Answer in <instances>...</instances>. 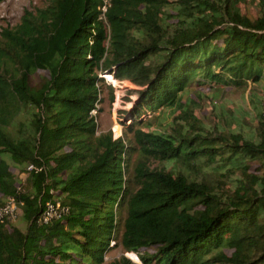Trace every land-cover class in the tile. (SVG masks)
<instances>
[{
	"label": "trees",
	"instance_id": "trees-1",
	"mask_svg": "<svg viewBox=\"0 0 264 264\" xmlns=\"http://www.w3.org/2000/svg\"><path fill=\"white\" fill-rule=\"evenodd\" d=\"M244 1L112 0L105 22L99 0H48L2 31L0 205L43 170L22 183L26 229L0 222V264H105L119 244L141 263L108 264H264V101L245 132L187 93L264 82V0L256 18ZM107 72L137 86L123 136L91 113ZM52 197L70 211L39 223Z\"/></svg>",
	"mask_w": 264,
	"mask_h": 264
},
{
	"label": "rangeland",
	"instance_id": "rangeland-1",
	"mask_svg": "<svg viewBox=\"0 0 264 264\" xmlns=\"http://www.w3.org/2000/svg\"><path fill=\"white\" fill-rule=\"evenodd\" d=\"M259 0H247L242 3V11L251 18H256L260 15ZM48 0H4L0 3V37L4 29H13L18 25L26 11H34L40 7L47 5ZM173 22V19H171ZM105 81L100 82L102 88V99L99 108V129L101 132H113V127L120 131L119 125L122 126V133L124 132V125L121 118L127 119V123L134 121L133 115L124 116L126 110L133 108L137 94L130 88H136L137 86L131 81H120L116 83L109 81L107 75ZM199 92L202 94L199 95ZM190 98L198 100V107L196 113L204 123L210 126L226 125L236 126L238 121L243 122L242 129L245 132H249L255 127L257 123V101H264V82L260 85L249 84L245 88H235L233 86L226 87H209L202 86L201 88H191L188 92ZM114 96V99H112ZM200 96V98H199ZM132 110V109H131ZM172 117V114L169 113ZM154 127H152L153 129ZM117 131V133H118ZM132 138L133 134L126 136ZM9 159V155H4ZM139 153L136 152L132 156V167L139 160ZM149 164L152 167H159L162 164L158 160H150ZM172 166V164H168ZM24 181L21 179V185ZM14 225L21 229H26L27 222L19 217ZM113 244L115 241L112 242ZM127 256L132 261L141 263L137 254H128L121 244L116 245L106 256V263L108 264L112 260L120 259L121 256Z\"/></svg>",
	"mask_w": 264,
	"mask_h": 264
},
{
	"label": "built area",
	"instance_id": "built-area-1",
	"mask_svg": "<svg viewBox=\"0 0 264 264\" xmlns=\"http://www.w3.org/2000/svg\"><path fill=\"white\" fill-rule=\"evenodd\" d=\"M99 11H100V19L107 22V12L112 5V0H99ZM251 84V83H250ZM99 101L96 103L95 107L92 109L91 113L96 118L99 129V108L102 99V88L99 84ZM116 127V126H115ZM115 127H113V134L118 136H123L122 126L119 125L120 131H118ZM118 131V133H117ZM43 170L42 166L36 165L34 163L27 166V169L22 173V180L24 182L27 181L31 173H39ZM23 182V183H24ZM25 191L23 185L18 186V195H10L7 197L6 202L0 205V222L1 223H14L18 220L21 214V207L24 205V200L19 197V194ZM51 193L54 190H50ZM70 211V207L68 204L64 203L61 199H54V197L49 198L43 207L41 215L39 217V223L47 224L55 219L62 218L67 215Z\"/></svg>",
	"mask_w": 264,
	"mask_h": 264
},
{
	"label": "crops",
	"instance_id": "crops-1",
	"mask_svg": "<svg viewBox=\"0 0 264 264\" xmlns=\"http://www.w3.org/2000/svg\"><path fill=\"white\" fill-rule=\"evenodd\" d=\"M23 172H24V171H23ZM23 172H21L20 175H19V178H20V179H22V173H23Z\"/></svg>",
	"mask_w": 264,
	"mask_h": 264
},
{
	"label": "clouds",
	"instance_id": "clouds-1",
	"mask_svg": "<svg viewBox=\"0 0 264 264\" xmlns=\"http://www.w3.org/2000/svg\"><path fill=\"white\" fill-rule=\"evenodd\" d=\"M112 75V74H111Z\"/></svg>",
	"mask_w": 264,
	"mask_h": 264
},
{
	"label": "water",
	"instance_id": "water-1",
	"mask_svg": "<svg viewBox=\"0 0 264 264\" xmlns=\"http://www.w3.org/2000/svg\"><path fill=\"white\" fill-rule=\"evenodd\" d=\"M111 73V72H110Z\"/></svg>",
	"mask_w": 264,
	"mask_h": 264
}]
</instances>
